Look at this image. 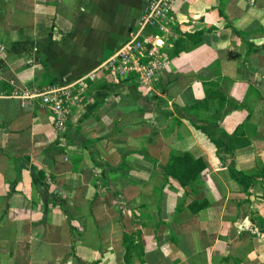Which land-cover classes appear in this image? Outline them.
Returning a JSON list of instances; mask_svg holds the SVG:
<instances>
[{"label": "crops", "instance_id": "obj_1", "mask_svg": "<svg viewBox=\"0 0 264 264\" xmlns=\"http://www.w3.org/2000/svg\"><path fill=\"white\" fill-rule=\"evenodd\" d=\"M146 6L0 0V264H264V0H174L160 82L90 81L63 129L13 94L88 75ZM185 152L199 194L163 174Z\"/></svg>", "mask_w": 264, "mask_h": 264}, {"label": "built area", "instance_id": "obj_2", "mask_svg": "<svg viewBox=\"0 0 264 264\" xmlns=\"http://www.w3.org/2000/svg\"><path fill=\"white\" fill-rule=\"evenodd\" d=\"M174 0H147L139 27L118 50L88 75L67 85L25 86L14 91L23 105L49 111L58 129H63L74 106L81 101L90 81L111 78L135 81L141 87L158 84L168 72L170 57L165 51L166 32L173 19Z\"/></svg>", "mask_w": 264, "mask_h": 264}, {"label": "trees", "instance_id": "obj_3", "mask_svg": "<svg viewBox=\"0 0 264 264\" xmlns=\"http://www.w3.org/2000/svg\"><path fill=\"white\" fill-rule=\"evenodd\" d=\"M201 42L202 34H184L179 41L174 44L172 54H177L180 51L188 49L190 44L198 45ZM4 87H6V85H4ZM206 169L207 163L203 158H194L189 152H185L182 154H172L169 162L163 168V174L166 177H174L184 187H192L194 192L199 194L202 187L201 176ZM235 174L238 182L241 183L245 189L250 187L256 177V175L246 174L239 171L235 172ZM258 175L264 177V170ZM209 205L210 203L206 199L201 201L195 199L189 204V208L196 214L198 211L208 207ZM138 236L141 235L139 234ZM124 240L126 243H130L132 245L134 243V236L125 231ZM127 247L128 250L131 248L129 245ZM133 247L135 248V246Z\"/></svg>", "mask_w": 264, "mask_h": 264}]
</instances>
